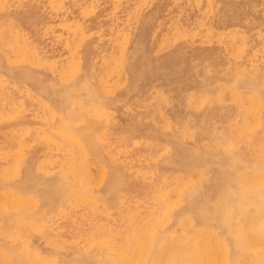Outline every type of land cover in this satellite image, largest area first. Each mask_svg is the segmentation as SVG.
I'll list each match as a JSON object with an SVG mask.
<instances>
[{
  "label": "rangeland",
  "instance_id": "rangeland-1",
  "mask_svg": "<svg viewBox=\"0 0 264 264\" xmlns=\"http://www.w3.org/2000/svg\"><path fill=\"white\" fill-rule=\"evenodd\" d=\"M263 231L264 0H0V264H264Z\"/></svg>",
  "mask_w": 264,
  "mask_h": 264
},
{
  "label": "bare ground",
  "instance_id": "bare-ground-1",
  "mask_svg": "<svg viewBox=\"0 0 264 264\" xmlns=\"http://www.w3.org/2000/svg\"><path fill=\"white\" fill-rule=\"evenodd\" d=\"M66 122V121H65ZM248 143V142H247ZM197 177V176H196ZM260 179V178H259ZM246 182V181H245ZM245 184V183H244ZM253 187V186H252ZM11 192V191H10ZM7 193V192H6ZM5 195V194H4ZM12 195V194H11ZM14 195H16V194H14ZM6 196H8L7 194H6ZM7 198V197H6ZM9 198V197H8ZM16 199V198H15ZM6 200H8V199H5V201ZM1 201H2V199H1ZM4 201V200H3ZM2 201V202H3ZM17 201V200H16ZM15 201V202H16ZM7 202V201H6ZM13 202V201H12ZM180 203V202H179ZM23 206V205H22ZM13 207V206H12ZM187 216V215H186ZM183 222H184V220H183ZM259 222V221H258ZM263 222V221H262ZM261 222V223H262ZM260 224V223H259ZM249 226V225H248ZM251 227V226H250ZM262 227V226H261ZM249 228V227H248ZM255 228H256V223H255ZM184 230V229H183ZM264 232V231H263ZM260 233V231L258 230V229H248V230H246L245 231V235H246V239L247 240H249L251 243H254L256 240V238H257V236H258V234ZM126 234V233H125ZM260 235V234H259ZM119 237V236H118ZM210 237V236H209ZM103 238V237H102ZM130 238V237H129ZM208 238V237H207ZM253 240H254V242H253ZM210 242V241H209ZM105 243V242H104ZM214 244V243H213ZM163 246V245H162ZM214 246V245H213ZM217 248H218V245H217ZM214 249V248H213ZM153 251V250H152ZM158 251H160V250H158ZM1 252V251H0ZM80 253V252H79ZM126 257V256H125ZM128 257V256H127ZM134 257V256H133ZM26 259V258H25ZM116 259V258H115ZM125 259H127V258H125ZM201 259H203V258H201ZM204 260V259H203ZM202 261V260H201ZM10 263V262H9ZM204 263V262H203ZM264 263V262H263ZM34 264V263H33ZM205 264V263H204ZM259 264V263H258Z\"/></svg>",
  "mask_w": 264,
  "mask_h": 264
}]
</instances>
